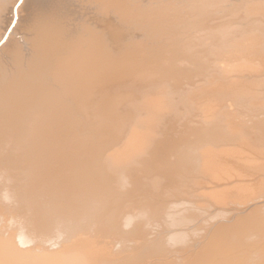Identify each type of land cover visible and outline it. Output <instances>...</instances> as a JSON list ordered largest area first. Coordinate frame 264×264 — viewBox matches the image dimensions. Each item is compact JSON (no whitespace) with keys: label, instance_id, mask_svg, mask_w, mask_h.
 Returning <instances> with one entry per match:
<instances>
[{"label":"bare ground","instance_id":"1","mask_svg":"<svg viewBox=\"0 0 264 264\" xmlns=\"http://www.w3.org/2000/svg\"><path fill=\"white\" fill-rule=\"evenodd\" d=\"M0 264H264V0H0Z\"/></svg>","mask_w":264,"mask_h":264},{"label":"rangeland","instance_id":"2","mask_svg":"<svg viewBox=\"0 0 264 264\" xmlns=\"http://www.w3.org/2000/svg\"><path fill=\"white\" fill-rule=\"evenodd\" d=\"M257 3H258V2H257ZM245 10H246V9H245L243 6H242V7H241V6H240V7H236L235 9L228 11V12H227V16H236L237 14L245 13ZM223 16H224V15H223ZM253 128H254L253 131H254V130H257V127H253ZM251 132H252V131H251ZM257 132H258V131H256V133H257ZM258 143H261V142H258ZM176 198H177V197H176ZM161 228H162V229H161ZM161 228L159 229V231H160V230H163V228H165V226H163V227H161ZM150 230H151L152 232H151ZM150 230H148V231H150L151 234H152V233L154 232L155 229L153 228V229H150ZM175 247H176V246H175ZM178 247H179V246H178ZM178 247H177V248H178ZM174 249H175V250H173V251H176V252H177V250H179V249H180V251H181L182 248L180 247L179 249H176V248H174ZM180 251H178V252H180ZM170 258H172V257H170ZM168 259H169V258H168Z\"/></svg>","mask_w":264,"mask_h":264}]
</instances>
